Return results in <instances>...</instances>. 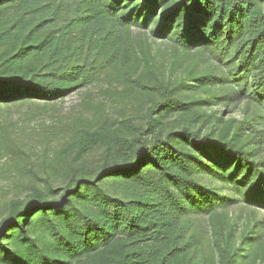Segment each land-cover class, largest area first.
Wrapping results in <instances>:
<instances>
[{
  "label": "trees",
  "instance_id": "16d2710c",
  "mask_svg": "<svg viewBox=\"0 0 264 264\" xmlns=\"http://www.w3.org/2000/svg\"><path fill=\"white\" fill-rule=\"evenodd\" d=\"M98 83L139 123L60 130L57 186L0 201V264H264V0H0V111ZM23 153L0 120V156Z\"/></svg>",
  "mask_w": 264,
  "mask_h": 264
},
{
  "label": "rangeland",
  "instance_id": "374dc122",
  "mask_svg": "<svg viewBox=\"0 0 264 264\" xmlns=\"http://www.w3.org/2000/svg\"><path fill=\"white\" fill-rule=\"evenodd\" d=\"M133 32L139 35V42L149 44L156 64H165L168 60L169 45L159 41L153 42L146 31ZM143 110V99L138 94L119 88L116 84L106 83H98L79 93H72L56 106L41 112L28 106L10 111L1 110L0 120H7L13 140L24 152V164L22 168L15 169L11 167L10 158L7 160L0 156V201L22 199L32 188H43L47 176L51 178L53 186H57L63 176L61 172H66L69 168L66 164L61 166L55 163V150L59 144L60 130L64 126H95L103 123L105 119L121 121L126 117H131L139 123ZM217 110L216 107L212 108V111ZM227 118L238 119V111L228 114L225 120ZM49 137L52 139L47 145ZM230 211L233 219L243 214V210L237 206H232ZM194 222L202 240L205 241L204 251L209 254V229L206 219H195Z\"/></svg>",
  "mask_w": 264,
  "mask_h": 264
}]
</instances>
